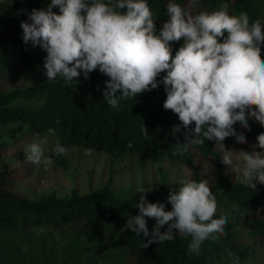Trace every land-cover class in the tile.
Here are the masks:
<instances>
[{"label":"clouds","instance_id":"1","mask_svg":"<svg viewBox=\"0 0 264 264\" xmlns=\"http://www.w3.org/2000/svg\"><path fill=\"white\" fill-rule=\"evenodd\" d=\"M198 5L199 0H187L186 7L169 0L168 18L158 29L148 0H50L47 8L32 9L20 27L26 45L47 53L43 64L47 81L61 77L71 85L81 73L88 79L98 69L108 77L103 100L113 109L162 84L163 107L180 122L172 132L184 130V141L177 140L172 154L184 156L192 146L215 141L223 146L222 162L239 174L242 185L256 190L257 183L264 185V156L243 150L239 154L242 167L233 168V157L223 141L234 137L238 144L246 143L234 125L249 129V118L264 126V24L260 18L250 22L246 12L230 15L227 3L218 10L194 14ZM56 8L58 13L53 11ZM180 40L184 43L173 57L170 42ZM161 73L166 74L158 80ZM48 131L55 135V129ZM141 132L149 138L144 123ZM256 139V147L264 149V133ZM53 151L67 155L60 144ZM24 154L29 163L43 162L45 167L53 163L44 156L41 143L28 144ZM178 185L170 188L167 197L171 210H166L165 203L149 202L140 189L138 214L129 215L125 227L148 238L145 218H152L156 224L151 237L143 239L145 249L170 242L180 233L191 238L188 253L199 254L203 242L227 235L228 220L214 218L217 200L207 179L185 178ZM165 225L167 230L161 232ZM225 251L232 264H240L238 255Z\"/></svg>","mask_w":264,"mask_h":264},{"label":"trees","instance_id":"2","mask_svg":"<svg viewBox=\"0 0 264 264\" xmlns=\"http://www.w3.org/2000/svg\"><path fill=\"white\" fill-rule=\"evenodd\" d=\"M174 2L182 7L187 6V0ZM49 3L50 0H0V67L7 71L23 68L36 76V81L30 85L0 92V126L10 125L6 133L15 138L12 143H8L5 136L0 135V153L27 135L55 129L60 145L65 149L66 145H70L104 152L111 157V169L106 182L84 194L72 190L65 197L50 196L40 200L22 197L10 190L19 168L3 171L0 174V231L43 225L63 228L89 224V233L82 245L77 242L67 245V255L77 264L98 259L101 251L106 249L99 237L102 228L120 223L116 247L120 259L117 264H217L229 259L225 249L238 255L242 262L252 251L249 244L242 245L241 241L264 237V185L257 183V189L254 190L230 179L217 150L219 143L215 144V141L192 146L184 156H174L172 153L177 140L184 141V130L182 128L175 135L172 132L180 122L176 114L163 107L166 93L162 84L136 98L121 101L120 106L113 109L103 100L104 81L108 77L98 69L90 73L88 79L81 73L78 82L74 81L71 85L61 77L53 82L47 81L46 69L43 67L47 53L40 47L23 42L20 24L28 21V13L32 9L47 8ZM148 3L159 29L168 18L166 9L169 0H148ZM225 3L230 15L246 12L250 22L260 18L264 24V0H199L198 8L192 11L194 14L200 10L214 11ZM53 11L58 13L59 9ZM183 43V40L170 42L173 57ZM261 57L264 58V46L261 48ZM165 74L161 73L158 80ZM37 100L40 103L36 107L17 105ZM143 123L148 129V139L141 132ZM248 123L249 129H243L239 123L234 125L236 132H242L246 138V143L239 144L241 146L250 140L257 141V136L264 133V126L253 118H249ZM233 142H236L234 137L223 141L224 144ZM126 154L134 155L141 167L164 160L175 161L189 167V178L197 182L204 180L199 160L208 159L216 170V179L208 181L217 200L214 218L227 217V235L219 241L209 239L203 242L199 254L188 253L187 246L191 238L180 233H176L170 242L153 243L145 249L143 239L151 237L153 228L147 226L150 236L144 238L142 234L139 237L125 227L127 217L138 214L135 205L141 193L120 196L113 189L112 165ZM54 162L63 168L67 167L66 155H56ZM143 190L149 202L165 203L166 210H171V205L167 203L170 188L165 177L161 181L159 198L147 188ZM227 207L235 208V211L220 210ZM243 214H247L248 218L242 219ZM3 251L1 247L0 256ZM51 251H45L43 260L36 258L16 264H52Z\"/></svg>","mask_w":264,"mask_h":264},{"label":"rangeland","instance_id":"3","mask_svg":"<svg viewBox=\"0 0 264 264\" xmlns=\"http://www.w3.org/2000/svg\"><path fill=\"white\" fill-rule=\"evenodd\" d=\"M36 81V76L29 71L19 68L16 71H7L0 67V92L10 91L17 87L27 86ZM39 101L20 102L18 106H38ZM9 126H0V135H4L8 143H12L15 138L8 135ZM41 143L44 149V156L51 157L53 163L45 167L42 163H27L24 149L30 143ZM56 144H60L57 135H50L49 132L41 134H31L23 139L14 142L11 146L5 147L0 153V174L11 168H19L14 185L10 188L15 194L40 200L50 196L65 197L72 190L79 194H84L92 188L102 185L109 178L111 169V157L104 152L93 149H86L77 146L66 145L67 167L63 168L54 162L56 154L53 149ZM224 144V143H223ZM257 141L250 140L245 146L236 142L224 144L225 151H230L233 157V168L242 167L240 152H261L264 156V149L256 147ZM91 150L87 155L86 151ZM217 150L221 158L225 154L222 144H218ZM198 157V156H197ZM202 167V176L209 182L216 179V170L213 164L206 158L199 160ZM224 169L230 179L239 182L238 173L232 171L228 165L224 164ZM114 174L113 189L124 196L125 194L139 193L140 189L147 188L150 192L160 197L161 181L166 178L169 188H178L179 181L189 178L191 170L189 167L181 165L175 161L164 160L161 163H149L140 166L134 155L126 154L120 161L112 165ZM21 173H26L25 175ZM222 212L235 211V208L227 207L220 209ZM137 215V214H136ZM135 216V215H134ZM242 219H247V214H243ZM147 226L154 228L156 221L152 218H145ZM245 225V224H243ZM120 223L114 226L102 228L100 239L106 246L100 253L98 259L80 261L77 264H117L120 259L117 253V243L119 241L118 230ZM89 224L76 226H66L57 228L49 225L40 227H27L25 229H15L12 231H0V248H4L0 256V264H16L18 261L25 263L41 258L46 255L45 251L52 250L49 254L52 257V264H76L67 255L68 244L77 242L82 245L89 233ZM167 230V225L161 228V232ZM47 242V244H45ZM242 245L249 244L252 253L240 264H264V237H252L241 241ZM252 244V245H251ZM129 264V263H125ZM217 264H232L231 259Z\"/></svg>","mask_w":264,"mask_h":264}]
</instances>
